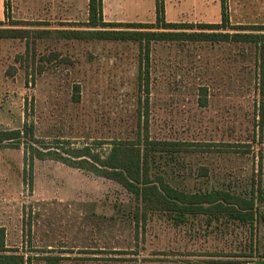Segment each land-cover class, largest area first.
I'll use <instances>...</instances> for the list:
<instances>
[{"label":"rangeland","instance_id":"1","mask_svg":"<svg viewBox=\"0 0 264 264\" xmlns=\"http://www.w3.org/2000/svg\"><path fill=\"white\" fill-rule=\"evenodd\" d=\"M18 6L4 27L28 34L0 38V131L26 125L31 133L0 142L7 245L29 264H254L264 254V206L253 228L202 215L174 225L162 212L136 226L137 204L123 187L55 157L89 147L104 158L114 141H135L147 127L153 139L181 143L176 169L165 167L177 187L264 191V74L255 47L153 42L147 58L135 42L61 37L82 29L87 0ZM225 7L230 25L264 23V0ZM163 8L164 21L175 22L176 0ZM201 166L205 177L194 174Z\"/></svg>","mask_w":264,"mask_h":264},{"label":"trees","instance_id":"2","mask_svg":"<svg viewBox=\"0 0 264 264\" xmlns=\"http://www.w3.org/2000/svg\"><path fill=\"white\" fill-rule=\"evenodd\" d=\"M155 3L154 24L114 23L104 21L102 0H87V18L81 23L82 29L60 30L58 33L67 39L135 42L143 47L147 58L153 42L246 43L256 49L263 79L264 25L228 24L225 0H222L219 23H168L163 19V0H155ZM27 34V30L6 28L0 23V38H26ZM142 75L143 72L139 73V78ZM28 131L26 125L21 129L0 131V142L19 141ZM176 146L181 143L151 138L145 127L142 134L137 133L135 141H114L104 158L89 147H82L67 151L69 156L66 158L57 155L55 159L92 171L123 187L137 204L134 211L136 226L152 212L164 213L174 225L188 223L190 218L202 215L208 218V223L225 220L253 228L263 218L260 209L264 206V191L259 187H251L245 193L217 185L196 191L177 187L165 168L176 169V153L179 152ZM194 174L205 177L208 169L201 166ZM0 264H29V257L7 247L3 227H0ZM254 264H264V254H258Z\"/></svg>","mask_w":264,"mask_h":264},{"label":"crops","instance_id":"3","mask_svg":"<svg viewBox=\"0 0 264 264\" xmlns=\"http://www.w3.org/2000/svg\"><path fill=\"white\" fill-rule=\"evenodd\" d=\"M214 3H216L214 9L207 8ZM19 4L20 0H0V23L5 24L10 14L19 9ZM220 6V0H176V21L168 20L167 22L216 24L221 20ZM102 15L106 22L154 24L156 3L155 0H102ZM0 227L4 228L3 225Z\"/></svg>","mask_w":264,"mask_h":264}]
</instances>
